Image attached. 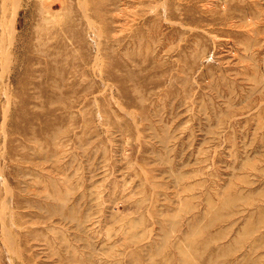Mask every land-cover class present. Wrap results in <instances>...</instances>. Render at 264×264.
Masks as SVG:
<instances>
[{"label":"rangeland","instance_id":"rangeland-1","mask_svg":"<svg viewBox=\"0 0 264 264\" xmlns=\"http://www.w3.org/2000/svg\"><path fill=\"white\" fill-rule=\"evenodd\" d=\"M2 1L0 264H264V0Z\"/></svg>","mask_w":264,"mask_h":264},{"label":"bare ground","instance_id":"bare-ground-1","mask_svg":"<svg viewBox=\"0 0 264 264\" xmlns=\"http://www.w3.org/2000/svg\"><path fill=\"white\" fill-rule=\"evenodd\" d=\"M18 1H19V0H18ZM2 2H4V0H3ZM12 3H13V2H12ZM4 5H5V3H4ZM16 5H17V4H15V6H16ZM1 7L3 8L4 6L1 5ZM49 8H50V7H49ZM43 9H44V8H43ZM40 10H41V9H40ZM2 11H3V9H2ZM4 11H5V10H4ZM3 13H4V12H3ZM12 13H13V12H12ZM46 14H47V13H46ZM2 15L4 16V14H2ZM43 20H44V19H43ZM45 22H46V21H45ZM1 24H2V23H1ZM90 24H91V23H90ZM9 26H10V25H9ZM9 30H10V28H9ZM10 32H11V31H10ZM7 55H8V54H7ZM8 56H9V55H8ZM8 56H7V57H8ZM10 56H11V54H10ZM10 56H9V58H11ZM9 58H8V59H9ZM35 59H36V58H35ZM44 62H45V61H44ZM24 65H25V64H24ZM67 67H68V66H67ZM0 76H1V75H0ZM60 76H61V75H60ZM2 77H3V76H2ZM60 79H61V78H60ZM65 85H66V84H65ZM83 94H84V93H83ZM92 98H93V97H92ZM71 100H72V99H71ZM6 105H7V104H6ZM68 112H69V111H68ZM0 126H1V125H0ZM83 128H84V127H83ZM72 131H73V130H72ZM8 135H9V134H8ZM96 136H97V135H96ZM94 138H96V137H94ZM64 140H65V139H64ZM94 142H95V141H94ZM84 147H85V146H84ZM36 148H37V147H36ZM72 150H73V149H72ZM39 171H40V170H39ZM58 182H59V181H58ZM190 186H191V185H190ZM43 189H44V188H43ZM227 190H228V189H227ZM95 197H96V196H95ZM44 201H45V200H44ZM50 202H51V201H50ZM3 205H4V204H3ZM114 205H115V204H114ZM250 205H251V206H253V205L255 206L254 203H251ZM169 206H170V205H169ZM70 207H71V206H70ZM257 207H258V206H257ZM259 207L261 208V206H259ZM259 207H258V208H259ZM85 209H86V208H85ZM86 210H87V209H86ZM112 210H113V209H112ZM70 211H71V210H70ZM251 214H252V213H251ZM69 215H70V213H69ZM232 215H233V214H232ZM232 215H231V216H232ZM54 216H55V215H54ZM32 217H33V216H32ZM229 217H230V215L228 216V218H229ZM92 218H93V217H92ZM110 218H111V217H110ZM228 218H227V219H228ZM72 219H73V218H72ZM72 219H71V220H72ZM90 219H91V217H90ZM24 220H25V219H24ZM71 220H70V221H71ZM137 221H138V220H137ZM196 221H197V220H196ZM71 222H72V221H71ZM164 222H165V221H164ZM18 223H19V222H18ZM231 223H232V222H231ZM21 224H22V223H21ZM28 225H29V224H28ZM136 225H137V224H136ZM232 225H233V224H232ZM168 226H169V225H168ZM170 226H171V225H170ZM188 227H191V225L189 224ZM79 228H81V227H79ZM86 229H87V228H86ZM125 230H126V229H125ZM189 230H190V229H189ZM157 232H158V231H157ZM170 232H171V231H170ZM195 232H196V231H195ZM158 233H159V232H158ZM158 233H157V234H158ZM150 235H151V234H150ZM138 236H139V235H138ZM21 237H22V236H21ZM53 238H54V237H53ZM208 239H209V238H208ZM39 240H40V239H39ZM53 240H54V239H53ZM135 240H136V239H135ZM149 242H150V241H149ZM152 242H153V241H152ZM21 243H22V242H21ZM202 243H205V245H209V244L211 243V241H210V240H207V242L205 241V242H202ZM10 244H12V243H10ZM148 244H149V243H148ZM43 245H44V244H43ZM173 245H174V248L178 251V253H179L180 255H183V256H182V260H184V262H187V261H186V260H187V259H186V258H187V255H186L185 253L183 254V250L180 248L179 243L176 241V242H174ZM220 245H221V244H220ZM260 247H261V246H260ZM218 248H221V246H218ZM222 249H223V248H222ZM65 250H66V249H65ZM258 251H259V250H258ZM125 255H126V254H125ZM140 255H141V254H140ZM257 257H258V256H257ZM257 257H256V258H257ZM141 258H143V257H141ZM258 259H259V258H258ZM29 260H30V259H29ZM142 260H143V259H142ZM26 261L29 262L28 260H26ZM260 261H261V260H260ZM36 262H37V261H36ZM53 263H55V262H53ZM248 263H249V262H248ZM260 263H261V262H260ZM99 264H100V263H99Z\"/></svg>","mask_w":264,"mask_h":264}]
</instances>
